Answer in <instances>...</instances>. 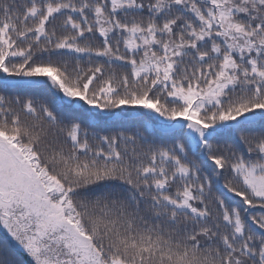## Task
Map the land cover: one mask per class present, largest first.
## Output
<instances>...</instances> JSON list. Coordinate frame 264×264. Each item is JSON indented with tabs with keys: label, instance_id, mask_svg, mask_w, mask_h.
<instances>
[{
	"label": "snow or ice",
	"instance_id": "obj_1",
	"mask_svg": "<svg viewBox=\"0 0 264 264\" xmlns=\"http://www.w3.org/2000/svg\"><path fill=\"white\" fill-rule=\"evenodd\" d=\"M0 264H264V0H0Z\"/></svg>",
	"mask_w": 264,
	"mask_h": 264
},
{
	"label": "trees",
	"instance_id": "obj_2",
	"mask_svg": "<svg viewBox=\"0 0 264 264\" xmlns=\"http://www.w3.org/2000/svg\"><path fill=\"white\" fill-rule=\"evenodd\" d=\"M31 95L33 92H30L26 87H21L20 89L17 90H12L7 95L9 96H15V95Z\"/></svg>",
	"mask_w": 264,
	"mask_h": 264
}]
</instances>
